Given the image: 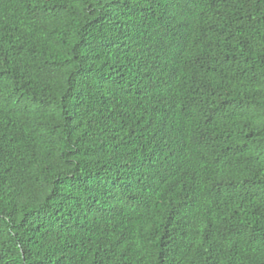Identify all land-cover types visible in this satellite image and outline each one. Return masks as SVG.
I'll use <instances>...</instances> for the list:
<instances>
[{
  "label": "trees",
  "instance_id": "16d2710c",
  "mask_svg": "<svg viewBox=\"0 0 264 264\" xmlns=\"http://www.w3.org/2000/svg\"><path fill=\"white\" fill-rule=\"evenodd\" d=\"M0 264H264V0H0Z\"/></svg>",
  "mask_w": 264,
  "mask_h": 264
}]
</instances>
